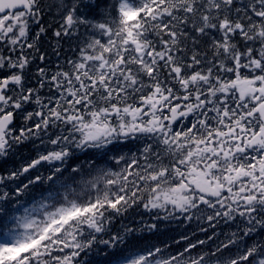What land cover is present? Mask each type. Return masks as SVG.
<instances>
[{"label": "snow or ice", "instance_id": "1", "mask_svg": "<svg viewBox=\"0 0 264 264\" xmlns=\"http://www.w3.org/2000/svg\"><path fill=\"white\" fill-rule=\"evenodd\" d=\"M0 264H264V0H0Z\"/></svg>", "mask_w": 264, "mask_h": 264}]
</instances>
